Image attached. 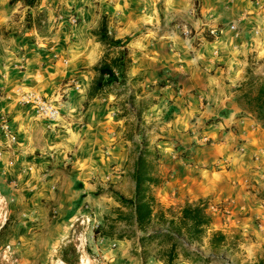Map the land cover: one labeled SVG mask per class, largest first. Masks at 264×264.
Listing matches in <instances>:
<instances>
[{
  "label": "crops",
  "instance_id": "1",
  "mask_svg": "<svg viewBox=\"0 0 264 264\" xmlns=\"http://www.w3.org/2000/svg\"><path fill=\"white\" fill-rule=\"evenodd\" d=\"M5 1L0 0V8ZM163 1L165 18L170 19L178 14L191 20L195 30L223 23L229 16L228 10H234V16L241 10L240 6L236 10L237 2L246 3L243 0H200L198 13L203 19L195 21L190 16L193 0ZM149 3L138 13L133 10L136 9V2L130 1V11L124 10V14L120 12L116 16L114 34L115 39L119 40L134 36L123 46L130 58L127 75L130 80H139L137 87L149 88L148 97L152 96V100H155L147 109L146 118H163L167 112L172 116L167 125L160 127L159 132L163 134H156L152 143L151 149L158 152L163 163L159 166L162 185L157 188L156 196L162 204L166 199L172 204L213 198L216 196L213 193L216 191L214 185H217L215 178L218 180L221 176L213 177L212 173L205 175L203 173L206 171L199 168L213 164L221 156L233 157V144L201 147L197 138L201 131L209 136L217 132L214 126L210 130L203 127L204 120L214 119L223 127L232 125L239 130L237 137L245 141L241 144L244 152L264 160L263 131L250 113L227 100L230 94L226 84L238 77V71L232 79L226 76L227 70L230 69V73L235 71L230 62L236 51V36L227 30L219 40L200 43L192 48L189 40L158 30L155 4L153 0ZM4 18L3 12L0 20ZM140 28H145V31L138 33ZM100 48L98 43L90 42L84 60L68 65V70L67 66L59 67L56 64L41 70V64L27 65L25 62L20 66L23 69L20 71L13 72V68L9 67L6 80L0 68V89L6 93L0 98V114L4 111L9 113V125L17 135L16 146L3 152L0 157V211L5 212L0 214V222L5 221L7 213L5 201H11L14 197L19 200L24 211L28 203L36 206L33 217H38V224L42 227L44 210L41 204L48 201L54 207L52 222L56 224V229L50 228V237L57 238L68 232L77 216L92 215L93 220L101 225L103 216L118 207L111 196L96 195L98 190L105 189L106 184H111L119 195L132 197L134 158L130 159L128 154L130 141L124 136L126 132L122 121L116 120L117 117H113L116 115L99 101H90L86 111L81 115L78 112L94 76L90 71H81L80 67H92L99 58ZM40 70L41 74L38 73ZM27 72L34 73L33 78L27 76ZM76 72H86L77 76L81 94H76L70 88L66 90L67 100L63 106L66 108L65 115L56 129L47 127L49 130H42L41 124L27 120V116L20 111L21 106L17 104V93L29 87H38L39 84L47 86L51 83H48L50 79H60L61 82ZM33 130H37L43 138L44 144L39 147L33 142ZM182 153L192 154L193 162L180 159ZM48 164L52 169L39 174L37 166L41 168ZM65 165H70V171L65 169ZM229 195L234 201L238 194L233 190ZM236 203V208L245 209L240 200H236ZM132 243L126 239L117 241L94 237L89 247L100 251L110 264H141L130 253ZM111 244L114 248H110ZM78 264H83L82 257ZM146 264L162 263L152 259Z\"/></svg>",
  "mask_w": 264,
  "mask_h": 264
},
{
  "label": "rangeland",
  "instance_id": "2",
  "mask_svg": "<svg viewBox=\"0 0 264 264\" xmlns=\"http://www.w3.org/2000/svg\"><path fill=\"white\" fill-rule=\"evenodd\" d=\"M130 1L132 0H37V4L33 8L27 9L19 3L10 5L6 0L0 8V16L3 12L5 13V18L0 20V68L3 70L4 78L7 77L6 80H8L6 73L9 67L13 68V72L20 71L23 70L20 69V66L25 62L27 65L29 63L41 64V70L50 65L52 67L54 64L59 67L67 66L68 70L70 68L68 65L84 60L85 55L89 52L87 49L90 42L94 41L101 47L98 60L92 67H80L81 71L94 73L89 83L90 87L98 76L94 68L102 62L109 64L122 49H125L124 47H110L99 42L98 31L104 27L108 38L119 40L115 39L114 27L116 24L114 21L120 12L130 11ZM243 1L246 3L237 2L236 10L239 6L241 10L235 16L233 15L234 10H228L229 16L223 23L195 30L191 20H186L183 16L177 14L170 19L165 18L163 16L164 1L153 0L158 17L156 25L158 30L189 40L192 48L200 43L219 40L223 36V32L227 30L233 32V35L236 36L234 44L236 51L232 54L233 60L230 65L235 71L230 73V69L227 70L226 76L227 79H232L231 77L238 71V77L235 81L226 84L230 94L227 100L236 103L250 113L264 134L260 122L256 119L255 114L248 111L242 98L246 91L253 92L257 85L264 83V0ZM133 2H136V9L133 10L141 13L151 0H133ZM199 10L200 0H193L190 16L195 21L203 19L198 13ZM223 14L227 15L225 12ZM143 29L145 28H140L138 33L145 31ZM210 30L213 31V34L209 33ZM225 36L227 37V35ZM133 37L132 35L129 38ZM126 38L128 37L120 40L124 41ZM125 52L126 63L123 80L104 88L101 93L92 98H87L88 87L86 99L78 112L81 115L86 111L90 101H99L106 104L107 109L116 115L113 116L117 117L116 120L122 121V127L126 132L124 136L130 141L128 152L130 159H135L139 149L147 152L146 160L151 163L150 175L157 180V185L150 188V193L160 207L170 208L176 216V212L184 204L202 203L205 205L204 212L210 218L208 228L198 241L187 242V250L183 252H186L184 254H187L188 259L182 257L181 249L178 245L176 246L177 257L174 264H264V160L256 158L254 154L249 156L244 152L241 144L245 141L237 137L239 130H236L235 127L232 125L223 127L217 124L214 119H206L202 126L209 130L214 126L217 132L209 136L199 129L201 135H198L197 138L201 147L213 148L215 145L223 143L233 144V157L221 158V156L213 164L199 168L206 171L201 174L212 173L213 177L221 176L218 180L215 178L214 181L217 184L214 185L216 191L213 192L216 198L205 197L190 202L183 201V203L172 204L168 203L169 201L166 199L165 203H160L158 201L160 198L156 194L162 185V180L159 178L161 175L159 166L163 163L158 152L151 148L156 134H163L159 132L160 127L167 125L172 116L167 112L163 118H146V111L155 100H152V96L148 97L149 88L137 87L139 80L135 82L128 77L130 58L127 50ZM75 66L78 67V65ZM41 70L38 72L39 74H41ZM83 73H71L61 82L60 79L58 81L50 79L48 83H51L47 86L39 84L38 87H29L20 91L17 93V104L21 106L20 111L27 116V120L41 124L42 130H49L47 127L52 130L56 129L59 121L65 115L66 108L63 106L67 100L66 90L70 88L80 95L81 87L76 81L77 76ZM33 74L27 72L29 77H32ZM36 78L39 82L38 74ZM5 94L0 89V98ZM28 97L30 99H27ZM34 98L35 101L53 107L58 115L52 120L45 118L37 109L38 103L31 101ZM8 115L9 113L4 111L0 114V118L4 117L10 122ZM242 116L245 115L242 114ZM10 129L15 137V142L9 148L4 147L3 137L0 133V157L3 152L16 146L17 135L11 127ZM32 135L36 146L44 144L43 138L40 137L37 130H33ZM179 157L187 162H193L190 153H182ZM68 162L70 161L68 160ZM69 166L65 165L67 171H70ZM37 169L40 174L52 167L48 164L41 168L37 166ZM210 183L213 184V182ZM104 187L105 189L100 193L96 192V195L110 196V191L118 193L112 189L111 184H106ZM212 190L214 191V189ZM233 190L238 194L234 201V198L229 195ZM221 194L224 196L218 197ZM236 200H240L245 209L236 208ZM5 202L7 213L5 221L0 222V264H65L60 260L62 254L66 256L69 264H78L81 257L83 264H94L93 259L96 256L102 259L103 264H110L100 251H94V247H89L94 237L101 238L93 233L99 224L93 220L92 215L77 216L71 222L67 233L62 237L51 238L50 228L56 229V224L52 222L54 207L48 201L41 204L44 210L42 227L38 224V217H33L36 206L32 203H28L29 206H25L24 211V207L14 197L11 201L6 200ZM113 209L105 216L113 217ZM3 213L5 212L0 211V214ZM25 222L27 224H24ZM158 229L157 224H153L148 231ZM124 230H126L124 225L116 224V232ZM213 232H220L224 235V241L214 247L208 245V240ZM138 235L139 232H136V236ZM126 240L133 242L132 250H130L131 255L135 256L134 251L142 254L141 249L138 248L137 237ZM19 244L23 245L18 247ZM169 244L163 243L162 240H156L142 246L146 255L143 256L145 259L143 264L158 256L162 249L166 250ZM110 248H114V245L111 244ZM72 249L74 253H72ZM138 260L140 261L139 258Z\"/></svg>",
  "mask_w": 264,
  "mask_h": 264
},
{
  "label": "trees",
  "instance_id": "3",
  "mask_svg": "<svg viewBox=\"0 0 264 264\" xmlns=\"http://www.w3.org/2000/svg\"><path fill=\"white\" fill-rule=\"evenodd\" d=\"M10 5L19 3L21 6L30 9L37 4V0H8ZM27 17H29L27 15ZM97 39L110 47L123 48L130 40L124 41L113 40L107 37L105 28L101 27L97 34ZM125 49H122L118 56L107 64L102 62L94 70L98 76L90 85L87 98H92L101 93L104 88L114 83H119L124 77L125 68ZM242 98L248 111L255 114L256 119L260 122L264 130V83L257 85L253 92L246 91ZM147 152L140 149L134 159L131 179L134 183L133 195L131 198H125L116 192L110 191V196L118 204L117 208L112 211L113 217L104 216L103 223L93 230V233L104 238L114 240L131 239L137 237L141 253L134 251L141 263L145 262L144 248L152 241L162 240L163 243H170L168 248L162 249L160 254L153 257L162 264H174L176 261V246L182 251V257L187 258L184 254L187 250V242L198 241L205 233L210 224L209 216L204 212L205 205L184 204L176 212V216L170 208H162L156 202L150 188L157 185V180L150 175L151 163L146 160ZM100 193L101 191H97ZM116 224H122L126 230L116 232ZM157 224L158 230L148 231L149 227ZM136 232L139 235L136 236ZM224 241V235L220 232H213L208 240V245L218 246ZM135 249V248H134ZM72 253L74 250L72 249ZM60 260L69 264L66 256H60Z\"/></svg>",
  "mask_w": 264,
  "mask_h": 264
},
{
  "label": "built area",
  "instance_id": "4",
  "mask_svg": "<svg viewBox=\"0 0 264 264\" xmlns=\"http://www.w3.org/2000/svg\"><path fill=\"white\" fill-rule=\"evenodd\" d=\"M210 34H213V31H209ZM27 99H30L29 97ZM36 99H32L31 101L34 102ZM35 103H38L37 109L41 114L47 118V119H54L58 113L53 107L47 106L43 103H40L38 101H35ZM0 133L3 137V146L6 148H9L11 144L15 142V137L11 133V129L9 126V122L6 118L1 117L0 118ZM94 264H103L102 259L99 256H96L94 259Z\"/></svg>",
  "mask_w": 264,
  "mask_h": 264
}]
</instances>
